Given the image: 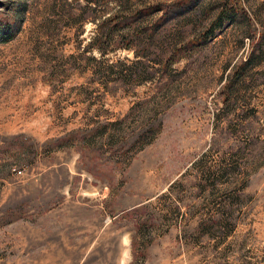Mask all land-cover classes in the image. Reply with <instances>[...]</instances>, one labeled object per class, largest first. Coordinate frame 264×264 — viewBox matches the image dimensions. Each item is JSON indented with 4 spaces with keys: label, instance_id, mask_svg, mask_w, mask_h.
<instances>
[{
    "label": "rangeland",
    "instance_id": "rangeland-1",
    "mask_svg": "<svg viewBox=\"0 0 264 264\" xmlns=\"http://www.w3.org/2000/svg\"><path fill=\"white\" fill-rule=\"evenodd\" d=\"M173 1L0 0V264H264V0H194L152 38L156 16L101 24Z\"/></svg>",
    "mask_w": 264,
    "mask_h": 264
},
{
    "label": "trees",
    "instance_id": "trees-1",
    "mask_svg": "<svg viewBox=\"0 0 264 264\" xmlns=\"http://www.w3.org/2000/svg\"><path fill=\"white\" fill-rule=\"evenodd\" d=\"M194 0H176L173 2H160L156 4H149L144 7L137 9L134 12L124 14L122 16H111L108 17L105 21L101 22V24L106 21L113 20L115 22V26L118 28L117 30H122L124 27L129 26L127 24H133L137 21H143L144 18L156 16L153 22L146 26L145 31L148 36L152 38L154 34L160 30V28L167 26L170 21H172L176 16L183 14L185 9L192 5ZM223 3V4H222ZM222 6L219 7L214 21L211 23L210 27L199 32L198 34L190 37V38H182L181 40L177 37L172 39L169 43L171 47L168 51L164 52L158 61L159 64V74L161 78L167 76L169 70H172V65L177 61L185 58L187 54L193 50L200 49L204 47L210 39L214 37V33L216 29L221 28L225 22L231 20L234 16L237 15V12L234 10L232 6H228L224 1L222 2ZM186 14V13H185ZM100 26V24H99ZM171 37L172 34H168ZM122 39V43L120 44V48L131 49L134 48L135 42L131 39L125 38L122 34L120 35ZM175 36V35H172ZM14 38V34L9 30V26L7 24L0 22V42L7 43ZM172 38V37H171ZM101 37L99 36L95 39L94 43L95 48L104 53V50L101 49L100 44ZM135 61L132 62L130 66H127L126 69H120V77H124L123 79L127 82H142L143 79H140V71L138 69L139 65L144 64L143 58L145 56L141 53L140 50L135 49L134 51ZM97 60V59H95ZM244 64H248L250 62V57H247L246 60L243 61ZM126 119V118H125ZM118 119L111 123H106V126H116L126 123V120ZM121 129V128H120ZM150 131L145 132L138 136L136 142H140L144 136L149 134ZM151 140L146 141L142 144L140 148H142L145 144L149 143Z\"/></svg>",
    "mask_w": 264,
    "mask_h": 264
}]
</instances>
